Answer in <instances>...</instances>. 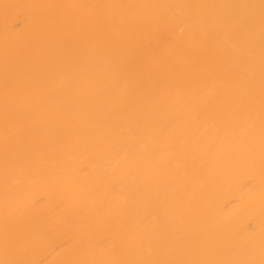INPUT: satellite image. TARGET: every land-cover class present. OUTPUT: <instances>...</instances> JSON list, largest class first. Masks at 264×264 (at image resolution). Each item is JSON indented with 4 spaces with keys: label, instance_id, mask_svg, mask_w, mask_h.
I'll use <instances>...</instances> for the list:
<instances>
[{
    "label": "bare ground",
    "instance_id": "6f19581e",
    "mask_svg": "<svg viewBox=\"0 0 264 264\" xmlns=\"http://www.w3.org/2000/svg\"><path fill=\"white\" fill-rule=\"evenodd\" d=\"M0 264H264V0H0Z\"/></svg>",
    "mask_w": 264,
    "mask_h": 264
}]
</instances>
